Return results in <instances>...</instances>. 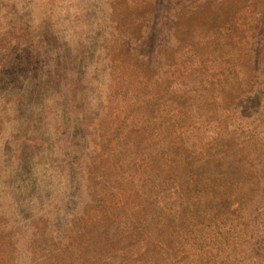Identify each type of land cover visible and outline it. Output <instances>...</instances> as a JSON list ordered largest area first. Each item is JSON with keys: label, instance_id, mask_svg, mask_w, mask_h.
I'll return each mask as SVG.
<instances>
[{"label": "rangeland", "instance_id": "obj_1", "mask_svg": "<svg viewBox=\"0 0 264 264\" xmlns=\"http://www.w3.org/2000/svg\"><path fill=\"white\" fill-rule=\"evenodd\" d=\"M0 264H264V0H0Z\"/></svg>", "mask_w": 264, "mask_h": 264}]
</instances>
